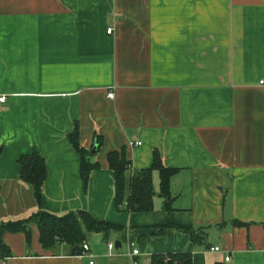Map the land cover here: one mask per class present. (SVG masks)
<instances>
[{
	"label": "crops",
	"instance_id": "obj_1",
	"mask_svg": "<svg viewBox=\"0 0 264 264\" xmlns=\"http://www.w3.org/2000/svg\"><path fill=\"white\" fill-rule=\"evenodd\" d=\"M261 80L264 0H0V227L77 211L124 227L91 234L89 251L74 255L63 244L43 250L30 224L29 241L0 233V263L150 264L153 254L191 253L193 264H264ZM75 129L85 150L103 140L87 186ZM121 149L134 170L154 151L176 170L171 212L159 197L148 214L116 210L106 157ZM35 150L46 163L38 201L17 162ZM165 224L207 233L210 247L173 228L158 235Z\"/></svg>",
	"mask_w": 264,
	"mask_h": 264
},
{
	"label": "trees",
	"instance_id": "obj_2",
	"mask_svg": "<svg viewBox=\"0 0 264 264\" xmlns=\"http://www.w3.org/2000/svg\"><path fill=\"white\" fill-rule=\"evenodd\" d=\"M77 129L73 131L69 137L71 146L79 154V176L85 186L89 181V175L92 171L99 169V163L93 162L91 158V149L93 145L98 147V150L103 144L102 138L97 137L90 150H85L79 145ZM2 149H0L1 155ZM152 163L145 170L130 169L131 161L125 155V149L113 151L107 154L106 161L108 168L113 175V204L116 210H121L125 205L124 211L127 213H144L148 214L154 209L153 198L155 195L153 189V172L158 174L159 178V193L158 197L162 201V210L171 212L172 201L170 192V180L176 174V170L167 168L160 158L157 151L152 154ZM21 167L20 177L34 193L36 200L40 199L41 190L46 180V163L40 156L38 151H33L29 155H22L18 161ZM35 224L39 243L43 250H53L56 246L65 245L70 250L79 247L83 251L82 246L87 240V236L91 234H101L104 238H108L110 234H123L124 227L110 223L108 221H99L86 213L85 211H77L69 213L61 217L55 215L36 212L26 220H18V222H9L0 227V233L8 232L15 234L22 232L27 236V241L30 239L29 225ZM234 228L247 227L240 221H232ZM169 228L180 230L189 236L191 245L208 249L207 233L192 228L165 224L157 227V234H163ZM5 249V247L3 248ZM75 255V254H74ZM150 264H193L191 253L178 254H153L150 258Z\"/></svg>",
	"mask_w": 264,
	"mask_h": 264
},
{
	"label": "built area",
	"instance_id": "obj_3",
	"mask_svg": "<svg viewBox=\"0 0 264 264\" xmlns=\"http://www.w3.org/2000/svg\"><path fill=\"white\" fill-rule=\"evenodd\" d=\"M107 33H108L109 35L112 34V33H113V30L108 29ZM259 84H260V85H264V80H261V82H259ZM107 97H108L109 100H113V99H114V94H113V92L108 93V94H107ZM4 102H5V97H4V96H0V104H2V103H4ZM0 123H1V120H0ZM128 146H130V147H132V146H140V143H132V144L129 143ZM130 169L132 170L131 167H130ZM107 248L110 250V252H112V251L114 250V243L111 242V241H108V242H107ZM82 249H83L82 252H85V253H87V252L89 251V248L87 247L86 244H84V245L82 246ZM210 251H212V252H220V248H218V247H216V248H211ZM137 254H138V250L135 249V251L132 252V255L135 256V255H137ZM224 260H225V262H229L230 259H229L228 256H225V257H224ZM0 264H5V263H4V262H1ZM90 264H94L93 261L90 262Z\"/></svg>",
	"mask_w": 264,
	"mask_h": 264
},
{
	"label": "water",
	"instance_id": "obj_4",
	"mask_svg": "<svg viewBox=\"0 0 264 264\" xmlns=\"http://www.w3.org/2000/svg\"><path fill=\"white\" fill-rule=\"evenodd\" d=\"M93 147H94L93 150H91V152H90L92 155H94L96 153L97 149H98V147L96 145H94ZM117 246H119L118 242L115 243V247L116 248H117ZM71 254H75V255L78 254L79 255V254H81V249H79L78 246L75 247V248H72Z\"/></svg>",
	"mask_w": 264,
	"mask_h": 264
},
{
	"label": "rangeland",
	"instance_id": "obj_5",
	"mask_svg": "<svg viewBox=\"0 0 264 264\" xmlns=\"http://www.w3.org/2000/svg\"><path fill=\"white\" fill-rule=\"evenodd\" d=\"M110 92H112V91H110ZM109 92V93H110ZM114 94V93H113ZM155 182H156V184L158 183V178L157 179H155ZM155 192V191H154ZM158 197V188H157V191L155 192V195H154V199H156ZM87 241H89V235L87 236Z\"/></svg>",
	"mask_w": 264,
	"mask_h": 264
}]
</instances>
